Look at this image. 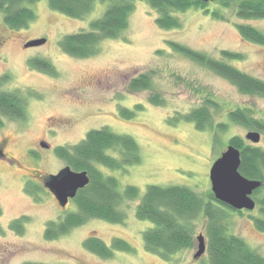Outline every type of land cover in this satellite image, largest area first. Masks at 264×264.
Segmentation results:
<instances>
[{
	"label": "rangeland",
	"instance_id": "obj_1",
	"mask_svg": "<svg viewBox=\"0 0 264 264\" xmlns=\"http://www.w3.org/2000/svg\"><path fill=\"white\" fill-rule=\"evenodd\" d=\"M28 6L36 18L23 29L8 28L0 15V91L17 92L26 102L24 118H3L0 128V140L6 141L5 158L9 159L0 161V264H208L206 252L193 258L198 235L205 238L202 218L193 223L192 249L178 252L168 261L146 252L142 232L151 223L136 219L139 200L122 201L123 224L90 219L64 236L46 240L47 222L64 217L75 207L69 202L59 207L42 180L68 166L56 155L57 148L71 147L89 131L107 128L132 137L140 151V163L125 171L98 167L104 175L117 179L120 191L128 185L138 188L140 195L148 185H183L200 196L210 191V168L228 146V139L238 136L246 140V133L255 131L229 123L227 113L246 108L264 122V97L241 94L226 79L173 52L168 43L187 46L264 82V45L243 39L236 28L246 24L264 34V19L241 20L229 9H218L224 18L219 19L204 9L191 8L174 14L179 28L165 30L156 24L157 13L138 1L126 30L116 39L102 41L94 56L80 59L64 54L58 42L67 34L88 30L105 5L97 3L82 19L52 11L47 0ZM213 7L211 4L208 9ZM40 39L45 43L25 47ZM223 51L239 58L226 60ZM34 58L48 61L54 73L30 67ZM141 74L150 75L152 90L130 91V80ZM30 91L35 96L28 97ZM154 93L162 99L161 105L149 101ZM206 99L217 103L216 109H210L211 128L199 131L192 123L176 119ZM121 109L134 114L124 118ZM220 122L228 127L216 133L214 126ZM259 134L255 145L264 148V135ZM31 150L35 155L29 154ZM228 212L224 222L229 233L242 238L264 258V232L249 216H258V209L242 215ZM19 218L25 219L21 233L10 228ZM91 236L106 245L121 238L134 252L117 251L110 259L99 258L82 246Z\"/></svg>",
	"mask_w": 264,
	"mask_h": 264
},
{
	"label": "trees",
	"instance_id": "obj_2",
	"mask_svg": "<svg viewBox=\"0 0 264 264\" xmlns=\"http://www.w3.org/2000/svg\"><path fill=\"white\" fill-rule=\"evenodd\" d=\"M38 1L40 0H0V15L4 25L10 29L26 28L36 18L28 5ZM138 1L145 2L157 13L156 24L165 30L179 28L180 22L174 14L191 8L204 9L219 19L224 18L218 9H229L241 20L264 19V0H212L211 4L214 6L212 10L208 9L210 2L198 0H47L49 9L73 19L86 17L97 3L105 5L101 16L90 21L88 30L63 36L58 42L59 49L74 58L94 56L99 51L102 41L116 39L126 30L129 15ZM236 28L243 39L264 45V34L259 30L246 24H238ZM168 45L173 52L226 79L241 94L264 97L263 81L187 46L174 42H169ZM221 55L226 60L239 58L237 54L227 51L221 52ZM29 65L50 75L54 73L51 64L42 58L31 59ZM128 88L132 92L152 90L150 75L141 74L131 79ZM34 93L30 91L27 95L33 97ZM149 101L154 105H161L163 102L155 93L149 96ZM25 106L26 102L21 94L0 91L1 117L22 119ZM211 108L216 109L217 103L212 99H206L201 106L176 119L192 123L196 130L204 131L212 127ZM133 114L134 112L130 110H120V115L124 118H130ZM226 116L229 123L241 125L264 135V122L253 117L251 110L236 108L229 111ZM227 127L228 124L224 122L214 126L216 133L224 132ZM227 145L240 152L239 173L247 179L261 182V186L252 194L259 215L249 216L254 226L264 232V148L238 136H231ZM55 153L72 170L85 171L89 183L78 190L75 197L69 201L74 205L75 211L47 222L44 230L46 240L64 236L90 219L123 224L125 213L119 210L120 204L124 200H139L135 207L136 219L151 223V227L142 232L144 250L161 260L168 261L178 252L193 248L195 242L193 223L202 218L205 220L204 239L208 264H264V258L251 249L242 238L229 233L224 222L229 216L228 211L239 215L249 211H237L217 201L211 190L200 196L183 185H148L140 195L138 188L128 185L120 191L117 179L104 175L98 167L111 171H125L126 167L139 164L141 161L139 147L132 137L114 133L107 128L92 130L79 143L71 147H59ZM30 154L35 155L32 151ZM24 220V218L13 220L10 228L21 233ZM82 246L86 251L102 259L112 258L113 253L117 251L134 252L133 247L121 238H113L110 245H106L98 237L91 236L83 240Z\"/></svg>",
	"mask_w": 264,
	"mask_h": 264
},
{
	"label": "water",
	"instance_id": "obj_3",
	"mask_svg": "<svg viewBox=\"0 0 264 264\" xmlns=\"http://www.w3.org/2000/svg\"><path fill=\"white\" fill-rule=\"evenodd\" d=\"M210 2L212 0H198ZM45 40H33L25 47H34L44 44ZM245 139L257 144L260 134L249 131ZM240 166V152L238 149L228 145L212 164L209 171L210 190L213 197L237 211H253L255 202L252 198L253 192L261 186V182L243 177L238 168ZM89 183V177L85 171L75 172L69 167L60 170L56 175H48L43 179L44 187L53 195L59 207L64 208L72 200L77 191L83 189ZM197 250L194 259L200 258L206 251L204 237L198 235Z\"/></svg>",
	"mask_w": 264,
	"mask_h": 264
},
{
	"label": "flooded vegetation",
	"instance_id": "obj_4",
	"mask_svg": "<svg viewBox=\"0 0 264 264\" xmlns=\"http://www.w3.org/2000/svg\"><path fill=\"white\" fill-rule=\"evenodd\" d=\"M25 45V44H24ZM3 118H7V117H1L0 115V121H1V126L0 128L3 126ZM8 119V118H7ZM19 120V119H17ZM6 146V141L4 139L0 140V161H8L9 162V159L5 158V154H4V148ZM32 151V150H31ZM31 151H29V154L31 153ZM34 153V151H32ZM66 167H69V166H66ZM70 168V167H69ZM71 169V168H70ZM72 170V169H71ZM74 171V170H73ZM75 172H81V171H75ZM43 182V180H42Z\"/></svg>",
	"mask_w": 264,
	"mask_h": 264
}]
</instances>
